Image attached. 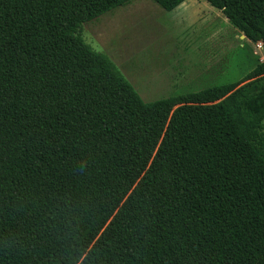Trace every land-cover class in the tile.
I'll use <instances>...</instances> for the list:
<instances>
[{
  "label": "trees",
  "instance_id": "16d2710c",
  "mask_svg": "<svg viewBox=\"0 0 264 264\" xmlns=\"http://www.w3.org/2000/svg\"><path fill=\"white\" fill-rule=\"evenodd\" d=\"M130 1L0 0V264H264V60L146 102L80 34ZM207 1L264 48V0Z\"/></svg>",
  "mask_w": 264,
  "mask_h": 264
},
{
  "label": "rangeland",
  "instance_id": "374dc122",
  "mask_svg": "<svg viewBox=\"0 0 264 264\" xmlns=\"http://www.w3.org/2000/svg\"><path fill=\"white\" fill-rule=\"evenodd\" d=\"M82 38L107 54L146 102L250 81L264 60L253 42L207 0L166 10L154 0H131L85 22Z\"/></svg>",
  "mask_w": 264,
  "mask_h": 264
}]
</instances>
